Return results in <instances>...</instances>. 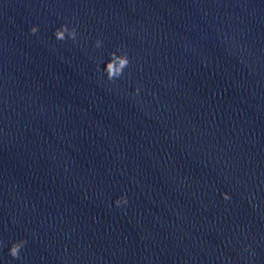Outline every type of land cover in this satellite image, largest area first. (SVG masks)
<instances>
[{
  "label": "water",
  "instance_id": "95a60500",
  "mask_svg": "<svg viewBox=\"0 0 264 264\" xmlns=\"http://www.w3.org/2000/svg\"><path fill=\"white\" fill-rule=\"evenodd\" d=\"M0 264H264V0H0Z\"/></svg>",
  "mask_w": 264,
  "mask_h": 264
},
{
  "label": "clouds",
  "instance_id": "9594fccd",
  "mask_svg": "<svg viewBox=\"0 0 264 264\" xmlns=\"http://www.w3.org/2000/svg\"><path fill=\"white\" fill-rule=\"evenodd\" d=\"M37 31L38 28L36 26L31 28V32L33 34H35ZM54 37L59 41H64L66 38L75 41L77 37V31L75 27L69 28L67 24H62L54 31ZM101 46L102 41L99 39L96 40L95 47L99 48ZM129 63L130 61L127 52L117 48L115 51L109 53V60L103 68V72L106 74V77L109 81L114 82L124 74V70L128 67ZM136 91L139 92V89ZM224 198L228 199L229 197L227 194H225ZM115 203L117 205H120L121 203H127V199L125 197H120ZM26 243V240L13 243L9 248V255L13 258H19L20 250Z\"/></svg>",
  "mask_w": 264,
  "mask_h": 264
}]
</instances>
